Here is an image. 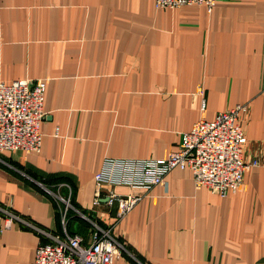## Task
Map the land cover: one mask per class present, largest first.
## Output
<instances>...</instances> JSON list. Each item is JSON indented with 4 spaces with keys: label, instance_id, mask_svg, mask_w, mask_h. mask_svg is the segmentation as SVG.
<instances>
[{
    "label": "crops",
    "instance_id": "obj_1",
    "mask_svg": "<svg viewBox=\"0 0 264 264\" xmlns=\"http://www.w3.org/2000/svg\"><path fill=\"white\" fill-rule=\"evenodd\" d=\"M47 78L38 152H0V208L20 217L0 234V264H33L60 233L57 195L117 238L141 264H264V163L221 196L190 169L144 195L120 221L94 206L106 157L164 158L201 120L248 103L246 154L264 149V0L157 8L155 0H0V82ZM46 188L48 190H46ZM4 213L0 210V217ZM34 225L36 228L31 227ZM67 228L85 245L90 222ZM130 255L113 264H140Z\"/></svg>",
    "mask_w": 264,
    "mask_h": 264
},
{
    "label": "built area",
    "instance_id": "obj_2",
    "mask_svg": "<svg viewBox=\"0 0 264 264\" xmlns=\"http://www.w3.org/2000/svg\"><path fill=\"white\" fill-rule=\"evenodd\" d=\"M217 1L155 0V6L174 9L198 4L205 5L211 11ZM48 82L47 78L0 82V152L41 150L43 134L40 125L45 117L44 100ZM249 113L250 106L244 103L218 113L212 121H197L190 131L182 133L178 149L164 158L106 157L95 175L98 189L93 205L98 206L104 201L110 209L116 210L114 218L120 221L145 194L118 193L117 186L141 188L148 192L157 185L164 186L167 176L176 168L190 169L198 189L206 187L221 196L240 191L245 173L264 163L263 148L253 155H247L245 151L247 137L240 120ZM66 186L69 194L66 197L57 195L64 205L61 210L63 229L54 235L38 229L51 240L39 243L33 264H113L126 254L137 260L114 234L112 226H101L72 204V188L68 184ZM69 209L90 222V245H85L80 235L68 231ZM0 210L4 213L0 217L1 234L20 217L12 211Z\"/></svg>",
    "mask_w": 264,
    "mask_h": 264
}]
</instances>
